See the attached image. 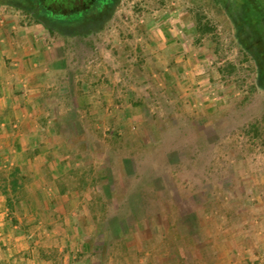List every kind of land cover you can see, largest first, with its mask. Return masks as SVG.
<instances>
[{
    "label": "rangeland",
    "instance_id": "374dc122",
    "mask_svg": "<svg viewBox=\"0 0 264 264\" xmlns=\"http://www.w3.org/2000/svg\"><path fill=\"white\" fill-rule=\"evenodd\" d=\"M236 1L120 0L50 34L30 259L264 264V20Z\"/></svg>",
    "mask_w": 264,
    "mask_h": 264
},
{
    "label": "crops",
    "instance_id": "0c3cea01",
    "mask_svg": "<svg viewBox=\"0 0 264 264\" xmlns=\"http://www.w3.org/2000/svg\"><path fill=\"white\" fill-rule=\"evenodd\" d=\"M49 39L45 27L0 14V264H70L29 258V154L50 151L39 132L42 116L50 122L42 111L44 75L49 62L64 56Z\"/></svg>",
    "mask_w": 264,
    "mask_h": 264
},
{
    "label": "trees",
    "instance_id": "16d2710c",
    "mask_svg": "<svg viewBox=\"0 0 264 264\" xmlns=\"http://www.w3.org/2000/svg\"><path fill=\"white\" fill-rule=\"evenodd\" d=\"M28 6L17 5L24 13L29 15L30 24H38L49 30L51 35L63 32L66 28L94 26L95 22L107 19L115 10L120 0H28ZM238 1V0H237ZM236 1V2H237ZM246 4L242 20L247 27L255 26V13L264 20V8L260 7V0H244ZM262 8V9H261ZM197 31L206 33L212 26L207 22L203 24L200 19L196 24ZM264 64V62H263ZM262 65V64H261ZM61 192L65 187L59 182Z\"/></svg>",
    "mask_w": 264,
    "mask_h": 264
}]
</instances>
